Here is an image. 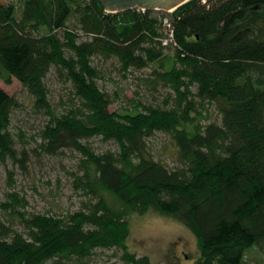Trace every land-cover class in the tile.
<instances>
[{"label": "trees", "instance_id": "obj_1", "mask_svg": "<svg viewBox=\"0 0 264 264\" xmlns=\"http://www.w3.org/2000/svg\"><path fill=\"white\" fill-rule=\"evenodd\" d=\"M99 59L125 79L147 72L141 82L167 90L164 102L133 99L112 112L119 93L100 86ZM53 70L73 88L60 114L46 84ZM14 78L49 115L39 152H79L75 185L89 200L65 216L31 214L10 193L0 203V264L82 261L98 249L153 264L128 247L131 216L152 211L194 233L195 264H264V0L115 14L96 0H9L0 7V79ZM18 107L0 87V166L27 155L11 131ZM159 133L173 147L172 167L154 153ZM96 137L117 150L96 152L85 143ZM255 250L262 259L249 258Z\"/></svg>", "mask_w": 264, "mask_h": 264}, {"label": "rangeland", "instance_id": "obj_2", "mask_svg": "<svg viewBox=\"0 0 264 264\" xmlns=\"http://www.w3.org/2000/svg\"><path fill=\"white\" fill-rule=\"evenodd\" d=\"M98 63L104 72L100 86L111 95L119 93L110 106L112 112L129 107L128 101L133 99L162 104L167 97V90L161 89L156 93L143 85L140 78L147 76V72H135V75L125 79L113 61L99 59ZM46 84L54 110L59 114L64 113L74 97L71 84L66 83L56 70L49 74ZM0 87L20 104L13 112L11 131L18 150L27 152L25 158L20 153L19 159L22 161H8L0 166V203L5 202L10 193H16L28 202L26 211L31 214L50 212L65 216L81 211L89 200L75 185L77 177L82 175L81 154L75 150H66L57 156L39 152L41 134L49 121V115L34 108L33 98L17 79L14 78L11 84L0 79ZM216 115L215 112L214 117ZM87 142L99 153L117 150L115 143L99 137ZM150 142L157 159L172 167L174 150L168 137L159 133ZM16 227L22 229L18 221ZM130 229L129 250L138 257L148 256L153 264H195L200 256L194 233L183 224L157 212L152 211L143 216L133 214ZM122 256L123 252L116 249H98L82 261H50L47 264H125ZM252 257L262 259L256 250L249 254V258Z\"/></svg>", "mask_w": 264, "mask_h": 264}, {"label": "water", "instance_id": "obj_3", "mask_svg": "<svg viewBox=\"0 0 264 264\" xmlns=\"http://www.w3.org/2000/svg\"><path fill=\"white\" fill-rule=\"evenodd\" d=\"M102 3L107 13H119L131 9L142 11H163L173 13L192 0H96ZM8 0H0V7H5Z\"/></svg>", "mask_w": 264, "mask_h": 264}]
</instances>
